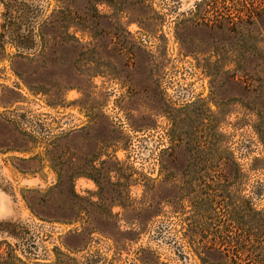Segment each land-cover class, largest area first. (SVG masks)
I'll use <instances>...</instances> for the list:
<instances>
[{"label":"rangeland","instance_id":"obj_1","mask_svg":"<svg viewBox=\"0 0 264 264\" xmlns=\"http://www.w3.org/2000/svg\"><path fill=\"white\" fill-rule=\"evenodd\" d=\"M0 243L264 255V0H0Z\"/></svg>","mask_w":264,"mask_h":264},{"label":"trees","instance_id":"obj_2","mask_svg":"<svg viewBox=\"0 0 264 264\" xmlns=\"http://www.w3.org/2000/svg\"><path fill=\"white\" fill-rule=\"evenodd\" d=\"M246 7V4H243ZM5 245V248L3 246ZM0 264H28L24 262L16 254L15 250L7 243H0ZM237 264H264V255L255 254L253 257H250L245 260H240Z\"/></svg>","mask_w":264,"mask_h":264}]
</instances>
